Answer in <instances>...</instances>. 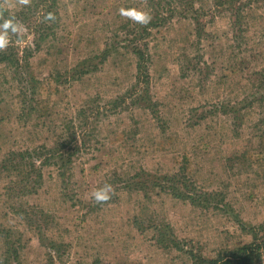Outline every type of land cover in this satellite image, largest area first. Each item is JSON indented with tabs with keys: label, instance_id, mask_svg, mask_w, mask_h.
Instances as JSON below:
<instances>
[{
	"label": "rangeland",
	"instance_id": "rangeland-1",
	"mask_svg": "<svg viewBox=\"0 0 264 264\" xmlns=\"http://www.w3.org/2000/svg\"><path fill=\"white\" fill-rule=\"evenodd\" d=\"M219 1L154 0L168 20L145 31L118 10L155 19L149 0H59L34 51L32 0H0L25 29L5 49L19 69L0 65V264H191L188 251L218 258L252 241L264 224V0ZM144 44L138 83L131 50ZM34 151L43 168L10 156ZM182 168L196 195H215L207 209L131 190L136 173ZM104 183L114 193L96 204ZM155 226L181 250L160 248Z\"/></svg>",
	"mask_w": 264,
	"mask_h": 264
},
{
	"label": "trees",
	"instance_id": "trees-1",
	"mask_svg": "<svg viewBox=\"0 0 264 264\" xmlns=\"http://www.w3.org/2000/svg\"><path fill=\"white\" fill-rule=\"evenodd\" d=\"M58 1L59 0H32L34 9H32V19L37 20L39 18L40 22L38 21L37 25L31 24L29 22L26 24V29L31 30V34H33V50H40L41 45L44 41H46L50 34L53 35L52 26H55V23L49 27H46L45 24L48 21L43 20V16L47 13L51 12L55 15L56 18H58V14L55 11V9L58 7ZM149 6L155 7L156 5L159 6L160 10L158 14L155 16V19H152L151 23L144 27V30L147 29H154L163 26L168 19H166L162 15V9L159 4H154V0H149ZM153 5H152V4ZM219 5L223 3V1L218 0ZM177 7H181V3H178ZM171 10H168L171 14L176 12V9L169 8ZM179 9V8H178ZM190 9H193V3L190 5ZM186 10V9H185ZM187 11V10H186ZM0 13H3L5 16L7 12H4L2 8H0ZM182 13V12H180ZM16 18H19L21 15L20 13L16 12L14 13ZM53 23V21H49ZM198 24V23H197ZM199 25V24H198ZM152 27V28H151ZM50 31V33H48ZM107 51V50H106ZM104 51V55L106 53ZM132 54H134L137 57V65L136 70L138 71V83L141 79V73H143V81H147V76L145 74V66L148 60H146V51H147V45L144 44L142 47L136 46L135 48H132ZM21 60L15 56L14 58H11L9 54L6 53L5 50L0 51V65H8L9 67L13 66L15 67L16 71L19 69V62ZM147 69V68H146ZM141 72V73H140ZM143 101L147 99V95L142 96L141 98ZM148 102L150 100L148 99ZM59 151L55 152L53 154L52 158L57 157L58 160L63 161L64 156ZM37 152L34 151L33 154L31 153H10V156H15L20 158L21 161H25L29 158L33 160V158H36L37 160H40L41 158L39 156H36ZM57 155V156H55ZM26 156V158L24 157ZM35 156V157H34ZM71 156V155H70ZM70 156H68L64 162L62 163V168H65L70 161ZM35 160V159H34ZM41 161V160H40ZM47 162L44 160L40 162L39 167L43 168V166H46ZM31 169L35 168V165L29 166ZM37 167V175H39L40 169ZM61 169V166L58 168V171H60V176L64 177L66 169ZM131 183L132 188L131 190L135 192H145L147 193H156V194H168L172 198L187 202L190 205H196L201 208L207 209L209 206L205 204H209L212 200V196L215 195H208L206 197H201L196 195V191L193 187V185L189 182V179L187 178L186 170L184 168L180 169L178 172L172 175H164L162 177H156V175L147 174L145 172H139L135 175L131 176ZM222 201V200H221ZM217 203H220V200H217ZM218 206L215 205L214 209ZM168 228V226H167ZM156 234L154 236V240L156 241V244L163 249H176L180 251L179 248V241L174 237V234L171 232L166 231V227L160 228V226L154 227ZM249 233L252 236V241L249 244L243 245L241 247L236 248L235 250H230L227 252L226 255L219 256L218 258H205L204 256H201L199 254H193L192 251H188L187 254H189L191 259V264H258L260 262V259L262 257V254L264 253V224L260 225L257 228H249Z\"/></svg>",
	"mask_w": 264,
	"mask_h": 264
},
{
	"label": "clouds",
	"instance_id": "clouds-1",
	"mask_svg": "<svg viewBox=\"0 0 264 264\" xmlns=\"http://www.w3.org/2000/svg\"><path fill=\"white\" fill-rule=\"evenodd\" d=\"M19 4L28 6L31 4V0H19ZM118 13L127 20L141 26H147L152 21V16L148 11L136 7H121ZM55 19V15L51 12L43 16L45 21H55ZM24 31L23 25L17 21L14 13L7 16L0 13V51L7 49L13 43H21ZM13 37H15V40H13ZM113 193L112 185L104 183L103 186L97 187L91 192L90 198L96 204H103L111 199Z\"/></svg>",
	"mask_w": 264,
	"mask_h": 264
}]
</instances>
